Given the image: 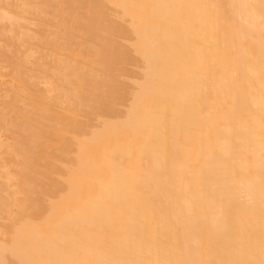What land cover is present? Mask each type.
<instances>
[{"label":"bare ground","instance_id":"6f19581e","mask_svg":"<svg viewBox=\"0 0 264 264\" xmlns=\"http://www.w3.org/2000/svg\"><path fill=\"white\" fill-rule=\"evenodd\" d=\"M0 264H264V0H0Z\"/></svg>","mask_w":264,"mask_h":264}]
</instances>
